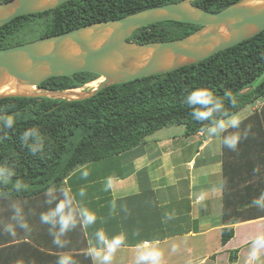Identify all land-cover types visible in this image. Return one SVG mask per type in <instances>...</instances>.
<instances>
[{
  "label": "trees",
  "instance_id": "16d2710c",
  "mask_svg": "<svg viewBox=\"0 0 264 264\" xmlns=\"http://www.w3.org/2000/svg\"><path fill=\"white\" fill-rule=\"evenodd\" d=\"M11 0H0V3ZM182 0H68L56 8L15 18L0 27V49L22 45L48 36H57L92 23L123 18L138 11ZM241 0H196L192 4L209 12H219ZM200 26L166 21L136 30L127 41L138 44L181 39ZM264 30L254 37L220 51L196 64L169 73L114 84L94 96L77 101L46 98H2L0 116L11 115L14 129L0 141V165L14 169L13 181L27 184L28 190L0 189V229L10 223L11 204L22 200H45L49 187L66 190L65 180L78 168L116 157L144 143L148 137L167 127H182L189 137L206 131L208 121H195L182 103L193 89L208 88L224 99L229 117L259 99H264ZM99 77L76 73L53 77L39 85L42 90L79 89ZM230 92L236 101L232 107L224 98ZM217 119H225L217 116ZM239 129L249 130L236 152L222 145V229L221 245L234 237L236 224L264 218L253 201L264 193V106L240 120ZM38 127L45 137L44 152L32 156L23 147L24 130ZM4 133L0 132V136ZM259 169L258 171H254ZM67 191V190H66ZM78 232H75L77 239ZM80 236L84 239L80 230ZM83 248H86L84 246ZM28 250L45 256L34 247ZM71 250V249H70ZM81 246L72 251H84ZM237 251L230 253V262ZM75 264H92L87 253L67 255ZM84 257V260H82ZM0 264H22V239L0 232Z\"/></svg>",
  "mask_w": 264,
  "mask_h": 264
},
{
  "label": "crops",
  "instance_id": "0c3cea01",
  "mask_svg": "<svg viewBox=\"0 0 264 264\" xmlns=\"http://www.w3.org/2000/svg\"><path fill=\"white\" fill-rule=\"evenodd\" d=\"M154 134L116 157L78 168L65 180L72 194L84 190L85 196L76 199L96 216L94 225L78 227L62 237L65 247L53 244L48 227L40 223V213L49 207L45 200H22L31 226L30 234L17 229L14 236L22 239V264H56L58 258L69 260L67 255L75 253H87L95 264V256L102 255L91 247L98 229L109 240L124 238L125 244L116 251L133 257L138 244L152 242L151 247L163 252L162 264H250V244L256 235L242 229L264 218L234 225V237L225 245L220 243L221 138L209 137L206 131L189 137L183 131L157 138ZM76 246L86 250L72 251ZM29 247L45 256L35 255ZM233 251H237L236 260L230 262ZM130 261L135 264V257Z\"/></svg>",
  "mask_w": 264,
  "mask_h": 264
},
{
  "label": "water",
  "instance_id": "95a60500",
  "mask_svg": "<svg viewBox=\"0 0 264 264\" xmlns=\"http://www.w3.org/2000/svg\"><path fill=\"white\" fill-rule=\"evenodd\" d=\"M68 0H11L0 3V27L15 18L43 13ZM182 0L148 8L123 18L92 23L57 36L0 49V88L33 87L32 92L0 94V99L85 100L114 84L161 75L196 64L264 30V0H241L219 12ZM174 21L200 26L188 36L165 42L127 41L147 25ZM91 73L102 79L89 92L42 90L53 77ZM86 86V85H85Z\"/></svg>",
  "mask_w": 264,
  "mask_h": 264
},
{
  "label": "clouds",
  "instance_id": "9594fccd",
  "mask_svg": "<svg viewBox=\"0 0 264 264\" xmlns=\"http://www.w3.org/2000/svg\"><path fill=\"white\" fill-rule=\"evenodd\" d=\"M264 58V54H262ZM226 98L232 107H235L236 101L230 92H225ZM191 111L189 115L193 120L203 122L208 121L209 126L206 132L209 137H220L223 147L230 151L236 152L238 145L242 139H246L249 130H245L242 134L239 132L227 134L228 128L239 129L241 122L235 118L227 119L229 113L225 109L224 99L218 97L208 88H196L188 92L182 101ZM217 116H223L225 119H217ZM16 120L14 116H0V132L4 135L0 136V141L7 139V130L14 129ZM21 145L27 148L32 156H37L44 152L45 137L42 135L38 127H30L24 130L20 137ZM256 169L254 171H258ZM15 175L14 169L7 165H0V189H7L11 186L12 191L22 192L28 190V185L20 180L13 181ZM110 185L105 184V190ZM85 192L80 189L78 193L72 194L70 190L63 188L57 189L55 186L49 187L45 195L44 203L48 205V210L41 212L39 220L42 225L48 227L49 235L53 237V244L57 247H65L67 241L61 239L67 233L81 226H92L96 223V216L90 212L88 208L82 206L81 202L76 199L77 196L84 197ZM6 195L0 192V196ZM254 206L261 212H264V193L253 201ZM12 215L10 223L4 226L3 231L11 236H16L17 229L25 233H31V226L25 216L24 208L21 204L13 202L11 204ZM152 242L144 241L138 244L135 256V264H162L163 252L157 247H151ZM125 244L124 238L113 237L111 240L104 234L102 230L95 233V243L92 250L97 255L96 259L99 264H111L112 258L118 247ZM175 251V248H173ZM264 251V233L256 235L250 244L249 261L254 264L259 260L260 253ZM56 264H75L73 260H65L64 257L57 259Z\"/></svg>",
  "mask_w": 264,
  "mask_h": 264
},
{
  "label": "rangeland",
  "instance_id": "374dc122",
  "mask_svg": "<svg viewBox=\"0 0 264 264\" xmlns=\"http://www.w3.org/2000/svg\"><path fill=\"white\" fill-rule=\"evenodd\" d=\"M102 81V79H98L90 84H87L86 86H84L80 91L82 92H89L92 89H94L96 87V85L98 83H100ZM264 81V75L257 79L255 82L256 84H259L260 82ZM264 106V99H259L256 102H254L253 104L249 105L248 107H246L245 109L241 110L240 112H238L237 114H235L234 118L237 120H242L246 117H248L249 115H251L252 113H254L255 111H260L262 109V107ZM183 131L182 127H167L164 128L160 131H158L157 133H155V138L162 136V135H170V134H176L177 132ZM157 135V137H156ZM242 230H246V233L248 234H253V235H258L264 232V221L263 222H259L256 224H251L246 226L245 228H243ZM127 251H116L111 264H130L131 261L136 255L133 256H129L126 254ZM132 252H129V254H131ZM116 254H118L117 256H115ZM97 256V255H96ZM95 256V260L96 263L95 264H99V261L96 259ZM125 259V260H124ZM254 264H264V251H262L260 253V258L259 260L255 261Z\"/></svg>",
  "mask_w": 264,
  "mask_h": 264
},
{
  "label": "bare ground",
  "instance_id": "6f19581e",
  "mask_svg": "<svg viewBox=\"0 0 264 264\" xmlns=\"http://www.w3.org/2000/svg\"><path fill=\"white\" fill-rule=\"evenodd\" d=\"M34 91L33 87H14L12 85H6L0 88V94H14V93H21V92H32Z\"/></svg>",
  "mask_w": 264,
  "mask_h": 264
}]
</instances>
